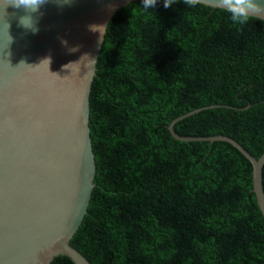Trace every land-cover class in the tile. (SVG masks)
<instances>
[{"label": "trees", "instance_id": "1", "mask_svg": "<svg viewBox=\"0 0 264 264\" xmlns=\"http://www.w3.org/2000/svg\"><path fill=\"white\" fill-rule=\"evenodd\" d=\"M90 109L96 186L74 249L91 264H264L251 164L228 143L168 131L199 111L175 132L264 153V21L236 25L226 10L181 0L122 8Z\"/></svg>", "mask_w": 264, "mask_h": 264}, {"label": "water", "instance_id": "2", "mask_svg": "<svg viewBox=\"0 0 264 264\" xmlns=\"http://www.w3.org/2000/svg\"><path fill=\"white\" fill-rule=\"evenodd\" d=\"M140 1L70 0L60 7L48 0L33 34L19 25L23 9L0 0V264H52L61 257L91 264L71 241L96 186L92 84L112 18ZM200 4L222 9L216 0ZM252 18L264 21V15ZM197 112L171 123V137L237 149L252 166L253 194L264 219V153L255 158L225 136L178 135L175 124Z\"/></svg>", "mask_w": 264, "mask_h": 264}, {"label": "clouds", "instance_id": "3", "mask_svg": "<svg viewBox=\"0 0 264 264\" xmlns=\"http://www.w3.org/2000/svg\"><path fill=\"white\" fill-rule=\"evenodd\" d=\"M48 0H4L5 7L12 4L17 9H23L24 15L19 17V25L32 31L33 34L39 31L37 27L38 17L43 16L41 12ZM58 6L63 7L64 4L69 3L70 0H56ZM157 0H143L144 9L154 7ZM201 0H183V4L189 8L200 4ZM176 4V0H164V7L167 9ZM216 6L225 9L229 15L230 20L236 25H243L247 23L250 17L264 15V3H259L257 0H216ZM9 27V25H8ZM12 38L9 36V44ZM63 45H67V41L62 40ZM76 49H70L75 51Z\"/></svg>", "mask_w": 264, "mask_h": 264}]
</instances>
